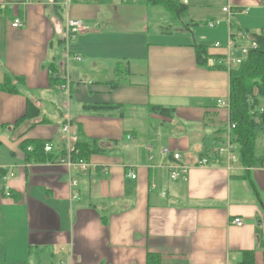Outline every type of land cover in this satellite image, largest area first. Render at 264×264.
I'll return each mask as SVG.
<instances>
[{"label":"crops","instance_id":"crops-1","mask_svg":"<svg viewBox=\"0 0 264 264\" xmlns=\"http://www.w3.org/2000/svg\"><path fill=\"white\" fill-rule=\"evenodd\" d=\"M115 1L0 0V264H264V95L245 153L224 62L264 31V0L152 2L170 22L139 32L120 8L143 0ZM69 18L94 28L68 42Z\"/></svg>","mask_w":264,"mask_h":264},{"label":"trees","instance_id":"trees-1","mask_svg":"<svg viewBox=\"0 0 264 264\" xmlns=\"http://www.w3.org/2000/svg\"><path fill=\"white\" fill-rule=\"evenodd\" d=\"M152 2L162 5L178 18L185 15V6L179 0H151L150 3ZM253 36L256 38L259 47L249 53L246 60L239 65V68L232 71L231 76L232 120L236 122L245 153L251 152L254 146V137L261 128L260 121L257 122L256 119L258 113L253 109L256 101L251 105L250 98L264 95V31L262 35L254 33ZM196 48L198 60L202 63L206 62L210 57L207 54L208 47L206 45H196ZM2 87L0 86V89ZM242 264H253V260L245 258Z\"/></svg>","mask_w":264,"mask_h":264},{"label":"built area","instance_id":"built-area-1","mask_svg":"<svg viewBox=\"0 0 264 264\" xmlns=\"http://www.w3.org/2000/svg\"><path fill=\"white\" fill-rule=\"evenodd\" d=\"M227 10H229V7H227V6L224 7V11H227ZM208 24L210 26H213L215 24V22L210 21ZM13 25L15 27H18V26L22 25V22L19 19H16L13 22ZM93 28H94L93 25L86 24L79 19L69 18V19H67V22H66V32H65L66 33V40L68 42L73 41L77 35L85 33L89 30H92ZM214 47L222 48V44L217 42L214 44ZM226 47L228 48L229 51L226 53V59L224 62L226 64V66L228 68H230L234 64L242 63L243 60L248 57L249 53L252 50L257 49L259 47V45H258L257 40H252L249 45H237L236 42L233 39H231ZM76 57H79V56H76ZM232 126L235 127L236 125L233 124ZM225 147L226 146L214 147L207 156L200 159L199 163L200 164H208L210 161L211 155L218 156V155L224 154L225 152H229L230 149L226 150ZM47 149L50 150L51 147L48 146ZM169 152H171V150L169 148L164 149V153L167 154ZM174 158L176 160H178V163L172 165L171 177L175 179V178L180 177L182 174L185 176L187 171H188V166L182 162L181 153L180 152H174ZM132 177L135 178V174H133ZM6 194L7 195L11 194L10 190L8 189V186H7ZM233 222L240 225L243 223V219L241 217H235ZM62 264H64V263H62Z\"/></svg>","mask_w":264,"mask_h":264},{"label":"rangeland","instance_id":"rangeland-1","mask_svg":"<svg viewBox=\"0 0 264 264\" xmlns=\"http://www.w3.org/2000/svg\"><path fill=\"white\" fill-rule=\"evenodd\" d=\"M222 1L223 0H218L219 3H223ZM115 2H118V0H116ZM190 2L191 3H190V6H189V9H191L193 2H199V3L213 5L214 2H216V1L215 0H191ZM149 5H152V6H149ZM207 7H209V6H207ZM101 11L103 12V14L107 15L109 18L114 17V15L112 16V12H111L112 9L110 8V6L108 4L102 6ZM156 12L157 13L158 12L162 13V16L160 17V15L157 14ZM120 13H121V16L126 21L131 22L133 24V26H135V28H136L135 30H137V32H139L138 31L139 28H140L139 26L142 25L143 20H145L146 18H148L147 26L154 27V28L158 24H162V23L165 24V22H170V18L168 17L169 15L167 14V12L164 10L163 7H161V6H154L152 3L147 2L146 0H143V2H140L138 4H125V5L122 6V8H120ZM195 15H197L196 18L198 20H200V19L201 20H204V19H207L208 18V16H206L204 12L198 13V14H195ZM115 20L118 21V19H115ZM163 26H166V25H163ZM171 26H175V25H171ZM220 28H221V26L218 27V28H216L215 30H211V31H206L205 30L203 32V34H204V37L203 38L205 40H207V41H214V42L216 41L215 43H217V42L220 43V41L225 40L224 37L218 36L217 30H219ZM65 32H66V26H65V30H64V38L66 39V33ZM255 32L257 33V32H260V31H255ZM262 34H263V32H260L257 35H262ZM225 41H223V42H225ZM238 66H239V64H236L235 65V68L237 69ZM68 87H69V84H68V82H66V83H64L62 85L61 88L62 89H68ZM259 121H260V123H262V119L257 118V122H259ZM225 149L226 150H229L230 149V146L229 145L226 146Z\"/></svg>","mask_w":264,"mask_h":264}]
</instances>
